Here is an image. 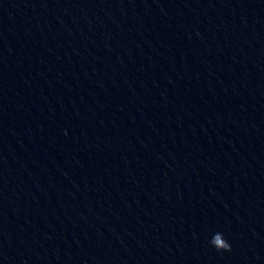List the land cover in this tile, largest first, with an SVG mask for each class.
I'll list each match as a JSON object with an SVG mask.
<instances>
[{"label":"clouds","instance_id":"clouds-1","mask_svg":"<svg viewBox=\"0 0 264 264\" xmlns=\"http://www.w3.org/2000/svg\"><path fill=\"white\" fill-rule=\"evenodd\" d=\"M209 243L218 252H231L232 251L231 244L224 238V234L221 232L214 233Z\"/></svg>","mask_w":264,"mask_h":264}]
</instances>
